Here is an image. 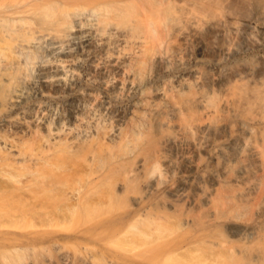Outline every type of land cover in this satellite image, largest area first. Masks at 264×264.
Wrapping results in <instances>:
<instances>
[{
  "label": "bare ground",
  "instance_id": "1",
  "mask_svg": "<svg viewBox=\"0 0 264 264\" xmlns=\"http://www.w3.org/2000/svg\"><path fill=\"white\" fill-rule=\"evenodd\" d=\"M171 1L180 12L175 18L161 0H0V173L17 169L28 175L4 191L12 201L18 195L20 203L0 202V215L7 217L0 221V264H134L107 240L98 248L83 245L80 257L67 249L58 231L27 229L24 223L39 227L32 219L44 214L49 224L85 220L98 203L115 200L119 193H129L137 205L157 190L155 176L163 168L180 171L186 179L168 191L162 214L144 216L147 229L133 237L145 235L150 239L142 238L145 245L152 247L151 237L166 239V250L175 258L201 253L195 264L227 262L224 244L206 230L168 239L177 227L170 219L181 207L186 212L182 226L193 223L192 210L218 222L214 191L231 171L233 182L249 181L241 199L258 185L256 175L264 168V56L219 70L213 66L240 52L264 51V0ZM162 25L170 34L165 51L157 47L167 30ZM143 56L156 73L187 71L194 91L186 97L175 94L173 104L153 107L148 138L129 152L131 167L105 191L114 169L91 181L86 177L106 148L123 140L124 114L97 100L95 89L116 97L132 86L133 62L137 74ZM194 62L205 67L190 66ZM177 82L181 89L190 88L187 76ZM169 91L156 86L152 93L165 98ZM59 100H66V113ZM113 122L111 131L90 125ZM32 128L40 132L41 144L39 152L26 158L23 147L30 143ZM204 157L211 159L206 175L190 179ZM82 160L88 168L75 170ZM70 180L84 184L70 195L53 194ZM54 198L67 210L50 215L46 210ZM263 210L254 224L228 223L232 241L250 242L264 223ZM87 234L79 232L75 239ZM48 247L55 252L51 257L41 254Z\"/></svg>",
  "mask_w": 264,
  "mask_h": 264
},
{
  "label": "rangeland",
  "instance_id": "2",
  "mask_svg": "<svg viewBox=\"0 0 264 264\" xmlns=\"http://www.w3.org/2000/svg\"><path fill=\"white\" fill-rule=\"evenodd\" d=\"M161 1L163 7L167 5L169 6L171 18H175L178 14H180L179 10L176 9V4H174L171 0ZM162 26L167 30H165L158 37L157 47L159 48L158 50L165 51L166 49L163 47H166L167 42L170 40V34L168 26ZM258 55L264 56V51L240 52L233 58L218 65H214L213 69L219 70L227 66H234L239 62H252ZM142 59L144 60V63L137 67V74H134V67L137 65V62L135 60V62H133V66L131 68L132 72L130 73L131 80L133 81L132 86L122 89L116 97L111 98L106 90L95 89L97 100L105 103L112 109L119 110L122 112V115L124 114V124L121 129L124 141L121 139V141H119L120 143L116 142L117 144L115 143L106 148V154L104 152L102 157L94 161L92 168L93 171H90V169L87 170L92 174L86 177V181H91L93 178H97L103 173L113 169L115 170L112 172L113 175L109 184L103 189L105 191H110V188L112 187L109 188V185L116 183L118 179H122L127 169L131 167L133 161L131 158H128L129 152H132L135 148L143 145L148 138L152 129V127H150V120L152 118L153 107L173 104L175 94L186 97L194 91L195 81L189 76L187 71H174L169 69L163 71L162 73H156V67H154V65L150 62L146 63L147 58L145 56H143ZM190 66L196 68L205 67L203 63L199 62H194ZM180 76L189 77V89L180 88V85L177 82V77ZM84 86L85 85H83V87ZM156 86L165 87L170 90L165 98L153 97L152 92ZM179 89L181 91H179ZM57 105L64 113L67 112L65 109V107H67L66 100L57 101ZM1 114L2 112L0 111V115ZM183 117L184 116L181 115L180 118L183 119ZM90 125L94 126L96 129L102 127L111 131L115 123L113 122L107 125H98L93 123ZM3 134L4 132L0 131V136H3ZM94 135H96V133H94ZM127 135L128 137H126ZM40 136V132L35 128H32L31 134L27 136V138L30 139V143H27L23 147L24 157L28 158L30 154L39 152L41 144ZM96 138L97 136L94 139ZM1 159L2 157H0V166L2 165ZM121 159L122 161H120ZM117 161L119 163H117ZM87 164V162L82 160L77 163L75 170L85 171L88 168ZM210 164L211 159L204 157L200 167L189 175V178L190 176V179H192V177H202L206 175ZM8 172L12 173L10 174ZM22 172H19V170L17 171V169H11L6 173H0V202L2 204H7L9 202L14 204H16V202L20 203L18 195L14 194L17 199L12 201L13 197H6L4 191L7 192V188L16 186L19 182L28 179V175H23ZM229 173L230 174L227 177L221 179L219 184L216 186V190L213 195L215 200V213L218 215L220 220L218 222L210 221L212 217L205 214L204 211L192 210L190 212V216L193 223L190 226H182L180 223L186 212L180 207L175 212V217L170 219V223L177 224V227L168 239L174 237V239H180L181 237L187 236L188 233L192 234L195 230H206L212 240L224 244L223 251L228 254L226 257L227 262L224 263L221 261L220 264H264V223L259 228L256 236L254 238L252 237L251 241L247 243L232 241L228 229L229 227L227 226L228 223L232 222L240 225L254 224L258 218L260 210L264 209V203L260 204L262 194L264 192V168L256 175L258 179L257 187L250 192V195L247 194V197L243 199H241L240 196L247 191L249 181L233 182L231 177L234 172L231 171ZM186 176V174H183L180 171L175 170L172 172L163 168V170L159 171L155 176V178H157L158 186L157 190L149 196V198H151L150 200L147 198L142 203L133 205V203L127 198L129 193H119L118 198L115 200L98 203L94 210L88 213L86 219L91 218L88 221V224L85 222L86 219L83 220V218H81V222L76 220H67L62 222L61 220L55 219L49 224L48 222L51 219L46 214H44V216L41 215L42 217L40 216V218L38 216V218L35 217L32 219V221L35 220V223H37L39 227L29 226L30 223L24 224L27 225V229L45 228L51 231H58L62 239L61 241H63L62 243L66 244L67 249L78 252V255H82L83 245L98 248L101 244H106L107 240L111 249L116 252H123L135 261L134 264H195L196 258L199 257L201 253L188 254L187 252V256H182L180 254L178 258H175L176 256L172 257V255L167 252L168 250H166V247H168L164 245L166 243V239L165 241H161L162 238L159 236H156V239L154 236L151 237L153 245H155L152 247L145 245V240L142 239L146 238L143 237L145 235L142 236L140 233L139 235H141L142 238H138V235L133 237L132 234L139 231L141 232L143 228L147 229L146 225L148 221L144 216L156 218L162 214L161 211H163L167 200H169L168 191L182 183L183 180L186 179ZM254 178L255 176L251 177V179ZM83 184L84 183L82 182L77 183L76 181L73 182V180H70L66 182V184H62V187L60 186V189H57L53 194L66 193L70 195L76 193L77 191H75V189ZM66 205L54 198V200H52V204H50L47 210L45 208V210L50 215L59 214L61 211L67 210L68 205ZM262 214L264 215V210ZM1 220H7V217L0 215V221ZM29 220H31V218H29ZM95 223H99L100 225L98 227L95 226V228L89 226L94 225ZM44 224L49 225L44 226ZM131 224H133V226H131ZM124 226L125 228L123 229ZM130 228L131 230L126 236V232ZM79 232H86L88 234L86 236L83 235L80 239H75ZM41 254L51 257L55 254V252L48 247L44 249ZM100 263L104 264L103 262ZM81 264L87 263L81 262Z\"/></svg>",
  "mask_w": 264,
  "mask_h": 264
}]
</instances>
